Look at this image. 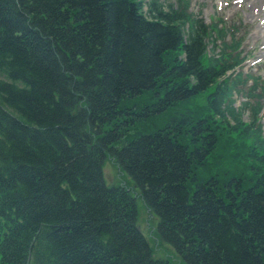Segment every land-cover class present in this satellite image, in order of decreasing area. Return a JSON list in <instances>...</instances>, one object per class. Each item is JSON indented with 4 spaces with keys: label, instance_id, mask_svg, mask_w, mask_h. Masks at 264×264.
Returning <instances> with one entry per match:
<instances>
[{
    "label": "trees",
    "instance_id": "trees-1",
    "mask_svg": "<svg viewBox=\"0 0 264 264\" xmlns=\"http://www.w3.org/2000/svg\"><path fill=\"white\" fill-rule=\"evenodd\" d=\"M177 1L0 0V264H176L137 196L183 264H264L261 105Z\"/></svg>",
    "mask_w": 264,
    "mask_h": 264
},
{
    "label": "rangeland",
    "instance_id": "rangeland-1",
    "mask_svg": "<svg viewBox=\"0 0 264 264\" xmlns=\"http://www.w3.org/2000/svg\"><path fill=\"white\" fill-rule=\"evenodd\" d=\"M192 6L194 10L202 7L203 16L208 22L214 13L227 20L234 18L236 22H239L241 19L240 28L243 31L245 29L250 31L243 44L245 52L250 54L246 61V67L257 69L264 76V4L262 0H256L255 3L252 0H193ZM258 57L262 58L260 63L255 60ZM261 115L264 124V110ZM103 173L104 180L108 185L129 182L127 175L109 158L105 160ZM137 204L140 210L138 223L151 245L153 257L168 258L180 263V257L175 249L168 242L157 237L158 217L149 214L141 199H137Z\"/></svg>",
    "mask_w": 264,
    "mask_h": 264
}]
</instances>
